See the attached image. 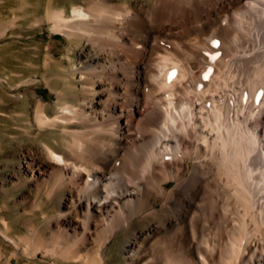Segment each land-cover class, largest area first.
Wrapping results in <instances>:
<instances>
[{
	"label": "bare ground",
	"instance_id": "6f19581e",
	"mask_svg": "<svg viewBox=\"0 0 264 264\" xmlns=\"http://www.w3.org/2000/svg\"><path fill=\"white\" fill-rule=\"evenodd\" d=\"M52 3L50 30L88 54L67 68L53 114L9 113L27 124L13 139L57 132L40 148L48 161L27 147L24 174L61 198L62 236L34 233L23 254L105 264L124 232L131 264H264V0ZM210 62L227 72L206 76Z\"/></svg>",
	"mask_w": 264,
	"mask_h": 264
},
{
	"label": "rangeland",
	"instance_id": "374dc122",
	"mask_svg": "<svg viewBox=\"0 0 264 264\" xmlns=\"http://www.w3.org/2000/svg\"><path fill=\"white\" fill-rule=\"evenodd\" d=\"M46 1L0 0V25L13 26L5 36L0 37V264H55L54 259L46 258L41 253L36 258L25 256L24 238L29 241L37 233L50 242L54 237L62 236L56 230L64 222L61 216H56L63 209L61 198L47 197L39 189L41 183L24 174L27 147L40 150L42 142L55 144L57 132L51 129L38 132L34 126L33 139L29 136L13 139L11 134L16 133L14 124L22 127L27 124L9 119V113L14 111L32 117L38 103L53 114L57 110L56 90L62 88V78L70 76L67 68L88 54L86 44L80 43L81 46L78 44L71 48L61 33L50 30L51 24L44 19ZM77 1L53 0L52 5L54 8L68 9ZM38 19L41 22L36 25ZM217 63L212 62L205 67L206 76L214 77L217 71V76H222L227 72L224 64H221L226 69L223 73ZM29 79H35V82L21 84ZM12 85L19 87L12 89ZM247 101L253 108L254 99L248 98ZM40 154L43 161H48L42 150ZM206 222L201 224L206 226V233H213V222ZM115 234L106 243L105 264H131L125 255V241L130 239V235L124 232ZM92 246L82 250L80 255L89 258ZM62 264L73 263L65 261Z\"/></svg>",
	"mask_w": 264,
	"mask_h": 264
}]
</instances>
